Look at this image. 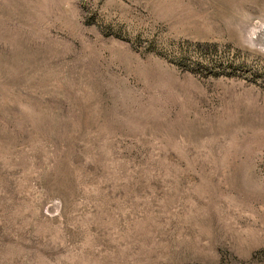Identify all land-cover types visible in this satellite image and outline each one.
Masks as SVG:
<instances>
[{"label": "rangeland", "instance_id": "374dc122", "mask_svg": "<svg viewBox=\"0 0 264 264\" xmlns=\"http://www.w3.org/2000/svg\"><path fill=\"white\" fill-rule=\"evenodd\" d=\"M0 264H264V0H0Z\"/></svg>", "mask_w": 264, "mask_h": 264}]
</instances>
